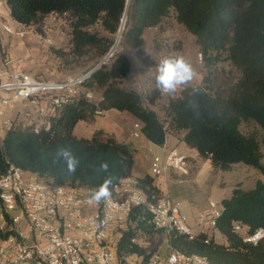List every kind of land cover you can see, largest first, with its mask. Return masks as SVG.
<instances>
[{
	"label": "trees",
	"instance_id": "1",
	"mask_svg": "<svg viewBox=\"0 0 264 264\" xmlns=\"http://www.w3.org/2000/svg\"><path fill=\"white\" fill-rule=\"evenodd\" d=\"M128 0H5L10 19L28 28L41 17L59 16L71 30L69 53L55 50L65 64L91 58L97 65L114 45ZM172 18L196 38L202 58L203 85L183 88L180 97L171 99L166 109L167 128L158 115L144 105L142 95L116 87L113 82L126 78L131 62L114 54L105 64L82 81L87 92L101 91L96 105L85 96L68 103L58 115L49 117V128L13 125L0 141V177L14 165L46 183L65 184L90 192L111 177L110 191L131 177L134 149L114 136L96 131L91 138L78 137L74 130L79 122H90L97 114L116 110L132 114L141 124L142 136L163 147L168 134L184 133L183 141L200 159L213 168L228 171L242 164L264 176V0H130L122 39L145 56L144 34L161 29ZM223 63L237 74L230 79ZM158 89L148 103L154 105ZM253 122L258 134H244L243 123ZM67 148L79 164L74 174L67 172L59 148ZM102 162L108 171L99 169ZM155 178L138 179L136 187L149 201L162 198ZM220 216L213 227L223 240L199 233L193 237L155 229L144 207L133 210L128 229L122 231L116 246L121 264L137 256L147 263L151 258L136 244L137 234L164 235L170 248L187 255H198L210 264H264V239L257 244L246 241L248 235L264 229V182L253 189L236 187L221 201ZM240 225L246 233L235 231ZM11 233L0 230L5 240Z\"/></svg>",
	"mask_w": 264,
	"mask_h": 264
},
{
	"label": "built area",
	"instance_id": "2",
	"mask_svg": "<svg viewBox=\"0 0 264 264\" xmlns=\"http://www.w3.org/2000/svg\"><path fill=\"white\" fill-rule=\"evenodd\" d=\"M3 33L13 32L0 15V38ZM81 83L82 79L44 82L25 72H16L7 84L0 85V92H11L12 99L20 101L46 98L54 110L61 111L74 100ZM141 128L140 122L134 125L131 133L134 139L142 137ZM170 169L182 172L187 169L185 158L176 149L164 159H153L151 175L158 177ZM89 195L90 192L80 188L37 180L33 174L10 165L0 177V220L7 219L11 224L7 229L11 233L8 239L0 238V246L10 250L7 264H121L116 246L122 231L134 226L129 217L138 207L147 210L155 229L165 234L174 230L194 236L186 224L187 217L175 201L163 197L149 201L135 181H121L110 199L100 204L88 203ZM219 216L220 209L212 204L209 220L213 227ZM234 229L246 233L240 225ZM0 230L3 232L2 227ZM263 239L264 229H259L248 235L246 241L257 244ZM141 264L210 263L204 257L171 249L167 257L151 258Z\"/></svg>",
	"mask_w": 264,
	"mask_h": 264
},
{
	"label": "rangeland",
	"instance_id": "3",
	"mask_svg": "<svg viewBox=\"0 0 264 264\" xmlns=\"http://www.w3.org/2000/svg\"><path fill=\"white\" fill-rule=\"evenodd\" d=\"M0 4L1 7H5L4 0H0ZM3 19L4 18L2 17V20ZM4 23L6 22L4 21ZM8 25L11 27L13 33H3L2 36L8 35L14 38L19 36L17 33H22V36L26 35V28L18 29L11 26L10 23ZM29 30L36 35L34 40L30 42L29 46H26L27 53H30L31 51L33 52V54L30 53V55L34 57L29 59V65L36 67V69H34L36 72L35 74H31L30 72L25 73L30 74L35 78L44 82L65 83L78 79H82L83 81L85 79L84 77L100 63L99 62L97 65L92 64L90 57L83 60L71 59V64L67 63L66 65L64 64V61H61L54 51L58 50L64 53H69L71 30L64 19L59 16L52 15L41 17L38 24ZM113 39L114 45L116 43H118V45L111 57L116 53L124 55L132 64L129 76L122 80L114 81L113 84L120 89L134 91L142 95L145 107L149 109L154 108L156 114L158 113L157 115L159 119L167 128L168 122L166 109L169 101L180 97L183 88L203 85L204 74L206 71L203 68L202 58L199 53V46L196 43V38L188 33L183 27L178 26L174 19L169 18L165 20L161 29H150L145 32V56H141L137 50L131 48L129 44L124 42L122 34L120 36V32H118ZM44 40H48L51 43L45 42ZM4 55L5 59H10V53L8 50ZM177 56H182L185 61L191 65L194 72L193 79L188 83L178 86L173 93H164L160 90L161 94L157 98L155 104L150 105L148 103L149 98L160 89L157 87L156 83V76L158 74L157 66L159 62L166 57L175 58ZM133 57L139 59L143 64V68L137 69L134 66ZM23 63H25V61ZM220 67H223L226 70L230 79H235L237 77V74L227 63H223ZM81 84L78 86V94L74 99L85 96L89 101L98 105L101 102V99L100 101L99 99H94H97L102 92H87L85 89H82ZM59 112L60 111L54 110V114L50 117L58 115ZM103 113V111L96 112V116H100ZM96 116L90 122L85 123H93ZM25 118L16 117L15 122L18 126L28 127L27 125L29 122L26 121ZM137 123H139V121H137ZM47 125L49 128V124L46 122L44 126L47 128ZM133 130L134 125L132 127V131ZM240 131L246 135L258 134L259 128L255 123L248 122L243 123L240 126ZM104 133L115 137V135L111 133ZM181 137H184V135ZM156 151L157 152L154 155H158L161 158V150L157 149ZM262 153V163L264 164V148H262ZM154 158L155 157H152V160ZM163 158L164 157H162V159ZM185 161L187 163V169L185 172L172 169L166 171L170 182L168 180L166 183L167 186H162L164 189L162 197L172 199L179 205L181 212L187 217L186 224L190 227L194 235L206 233L209 236H214L217 243H222L223 240L220 234L214 232L211 221L209 220L211 205L214 204L219 208L221 201L229 198L236 187L239 186L244 190L253 189L258 181L264 182V176L254 168L242 164L234 165L228 171H221L213 168L210 161L208 163L207 160L200 159L199 157L194 161L186 157ZM0 227H2L3 232L6 233L7 229L11 227V224L7 219H5V222L0 220ZM135 242L148 254H151V258H165L172 249L169 247L164 235L148 236L138 233ZM9 255L10 250L8 251L6 248L0 246V263L5 262V264H7ZM142 261L143 258L133 256L128 261V264H141Z\"/></svg>",
	"mask_w": 264,
	"mask_h": 264
},
{
	"label": "crops",
	"instance_id": "4",
	"mask_svg": "<svg viewBox=\"0 0 264 264\" xmlns=\"http://www.w3.org/2000/svg\"><path fill=\"white\" fill-rule=\"evenodd\" d=\"M0 15L1 17L4 18L3 20L8 24L10 23L11 26L16 27L18 29L25 28L19 26L17 23H15L10 19L9 10L6 7V5L3 8L1 7L0 4ZM29 29H32V27L26 28L25 36H16L13 38L8 35H3L0 38V85L7 84L10 81L11 75L16 72H30L31 74H35L36 70L34 69H36V67L29 65V59L34 57L30 55V53L33 54V52L31 51L30 53H27L28 51L26 49L27 48L26 46H29L30 42L34 40L36 35L31 33L30 32L31 30ZM44 41L49 42L48 40H44ZM7 50L10 53L11 60L8 58L5 59L4 54ZM24 61L25 63H23ZM131 68H132V64H131ZM98 99L99 101L100 99H102L101 95L97 99L95 98L94 100H98ZM5 101L9 103L6 104ZM152 109L156 113V110L154 108ZM53 114H54V110L50 105L48 99L46 98L40 100H30L26 102V101L12 99L11 92L1 91L0 92V141L4 139L7 131L13 125H18L15 122L16 117L19 118L26 117L25 118L26 121L29 122L27 126L28 127L33 126L36 129H38L40 126L42 125L44 126L45 123L47 122V119ZM137 121L138 120L128 112L109 110L104 112L100 116H96L94 122L91 124L85 122H79L74 130V133L78 137L88 139L91 138L96 131H104L115 135L116 139L120 143L129 145L131 148H133L135 152L134 166L132 169L131 177L128 179L132 181H137L138 179H142L147 175L151 176V166L153 163L152 157H160L158 155L156 156L154 155L157 152L156 151L157 149L161 150L162 152L161 159L162 157L165 158L167 154L174 149H176L184 158L188 157L190 158V160L193 161L199 157L198 153L195 150L189 149L186 146V144L183 141V137H181L184 135L182 133L178 135L168 134L166 144L163 147H159L152 144L145 137L142 138L140 137L139 139H133L131 137V131L133 125H135ZM207 162L209 163L208 160ZM158 177H154L155 185L161 190V192H163L164 190L163 187L164 185L167 186L166 183L168 182L169 178L166 173Z\"/></svg>",
	"mask_w": 264,
	"mask_h": 264
},
{
	"label": "clouds",
	"instance_id": "5",
	"mask_svg": "<svg viewBox=\"0 0 264 264\" xmlns=\"http://www.w3.org/2000/svg\"><path fill=\"white\" fill-rule=\"evenodd\" d=\"M125 22L121 21V31L124 30ZM133 64L137 69L143 68V64L139 59L133 57ZM156 83L157 87L164 93H173L177 87L188 83L193 79L194 72L191 65L185 61L182 56L175 58L166 57L162 59L157 66ZM57 160L63 159L67 166V172L74 174L76 172L79 161L67 148H59L56 152ZM109 165L107 162H102L99 165V169L107 172ZM112 178L108 177L104 182L94 190H90L88 203L100 204L101 202L108 201L111 197L110 185Z\"/></svg>",
	"mask_w": 264,
	"mask_h": 264
},
{
	"label": "water",
	"instance_id": "6",
	"mask_svg": "<svg viewBox=\"0 0 264 264\" xmlns=\"http://www.w3.org/2000/svg\"><path fill=\"white\" fill-rule=\"evenodd\" d=\"M129 1L130 0H128V4H127V9H126V12H125V14H124V16H123V21L124 22H126V18H127V11H128V7H129ZM124 27H125V24H124ZM120 29H121V26H120ZM119 29V32H120V36H121V34H122V31ZM117 45H118V43H116L114 46H113V48L110 50V52L108 53V55L105 57V59L104 60H102L92 71H90L84 78H86V77H88L90 74H92L95 70H97L98 68H100L103 64H105L106 63V60L109 58V57H111V55L114 53V51H115V49H116V47H117Z\"/></svg>",
	"mask_w": 264,
	"mask_h": 264
}]
</instances>
